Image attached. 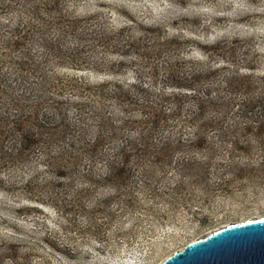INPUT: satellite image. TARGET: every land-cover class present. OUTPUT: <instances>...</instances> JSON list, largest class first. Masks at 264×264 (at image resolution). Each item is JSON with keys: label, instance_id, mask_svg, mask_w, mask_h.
<instances>
[{"label": "rangeland", "instance_id": "rangeland-1", "mask_svg": "<svg viewBox=\"0 0 264 264\" xmlns=\"http://www.w3.org/2000/svg\"><path fill=\"white\" fill-rule=\"evenodd\" d=\"M4 1L0 21L14 25L26 0ZM41 1L37 45L64 24L76 25L63 28L65 58L40 73L48 77L40 79L43 90L56 97L57 109L42 106L52 108L48 115L61 114L69 97L70 107L80 106L85 88L107 75H149L164 39L204 65H225L221 74L242 67L246 75L264 77V0H59L66 13L50 15L40 10L52 3ZM8 37L0 30L1 39ZM4 44L0 61L15 58ZM32 49L36 58L40 47ZM253 143L251 152L215 158L185 175L156 172L157 182L147 188L86 181L72 167L64 175L62 166L45 165L41 149L14 165L0 163V264H157L213 229L264 216V144ZM63 147L49 145L51 154Z\"/></svg>", "mask_w": 264, "mask_h": 264}, {"label": "trees", "instance_id": "trees-1", "mask_svg": "<svg viewBox=\"0 0 264 264\" xmlns=\"http://www.w3.org/2000/svg\"><path fill=\"white\" fill-rule=\"evenodd\" d=\"M45 1L52 3L50 9L40 10L47 15L50 10L66 13L61 1ZM34 2L22 4L16 24L0 21V30L9 36L0 41L15 52V58L0 61L1 164L14 165L41 149L45 165L62 166L64 175L63 170L72 167L86 181L147 188L157 182L156 172L171 169L185 175L209 166L215 158L251 152L253 140L264 144V77L246 75L242 67L221 74L225 65H204L178 53L168 39L159 43L149 75L125 80L107 75L103 82L85 88L80 106L70 107L69 97L68 104L61 103V114H46L52 108L42 106L57 109L56 97L43 90L40 79L46 82L48 77L40 73L45 65L65 58L63 28L76 25L60 18L65 26L53 36L49 33L51 37L43 36L37 45L34 32L42 1ZM32 45L40 47V56L35 58ZM53 141L64 142V147L51 154Z\"/></svg>", "mask_w": 264, "mask_h": 264}, {"label": "water", "instance_id": "water-1", "mask_svg": "<svg viewBox=\"0 0 264 264\" xmlns=\"http://www.w3.org/2000/svg\"><path fill=\"white\" fill-rule=\"evenodd\" d=\"M157 264H264V216L213 229Z\"/></svg>", "mask_w": 264, "mask_h": 264}]
</instances>
